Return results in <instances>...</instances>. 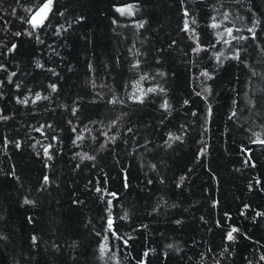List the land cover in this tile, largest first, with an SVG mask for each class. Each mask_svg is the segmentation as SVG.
Segmentation results:
<instances>
[{"label":"trees","instance_id":"obj_1","mask_svg":"<svg viewBox=\"0 0 264 264\" xmlns=\"http://www.w3.org/2000/svg\"><path fill=\"white\" fill-rule=\"evenodd\" d=\"M45 2L0 0V264H264V0Z\"/></svg>","mask_w":264,"mask_h":264},{"label":"snow or ice","instance_id":"obj_2","mask_svg":"<svg viewBox=\"0 0 264 264\" xmlns=\"http://www.w3.org/2000/svg\"><path fill=\"white\" fill-rule=\"evenodd\" d=\"M51 5H52V0H46V2L41 7H39L38 10L31 16V18L28 20V23H30L33 28H36V27H39L40 25H42L44 23V20L47 18L48 12L51 10ZM29 11H31V10H29ZM118 11H120L121 13L128 12L129 14H131L132 9H131V6H129L126 9H118ZM185 15L187 16V11H185ZM224 18L227 19V14H225ZM193 23H194V21H193ZM211 26L213 28L219 27V25L216 24V23H213ZM189 28H190V25H189L188 21L186 20L185 24H184V29L187 31V30H189ZM249 31L251 32L252 29H249ZM227 33L229 35H231L232 29L231 28L227 29ZM233 39H237V37H233ZM239 39H245V37H240ZM225 43H228V41H225ZM13 47H15V46H13ZM199 50H200L199 48L194 49V51H199ZM236 58H238V56ZM217 59L219 60L220 57L218 56ZM205 75H207V74H205ZM52 87H53V90H55V86L53 85ZM148 91L149 92L155 91V89H151L150 88V89H148ZM39 99H41V97H40L39 94H37L36 95V100H39ZM135 99H138V100L142 99V96H137V97H135ZM209 113H210V110H209ZM77 139H80V137H77ZM254 142H258V143L264 144V139H260L259 135L257 134L256 141H254ZM45 153H47V148L45 149ZM89 158H91V157H89ZM45 180H47V177H45ZM98 191H99V189H98ZM113 195H115V194H113ZM25 202L29 203V201H25ZM108 227H109V229L112 228V220H111V218H109ZM238 231L239 230L237 228H233L230 232H228L226 238L228 240H230V241L234 240L235 237H234L233 233H236ZM104 250H105V248L101 249L102 252ZM262 259H264V258H262Z\"/></svg>","mask_w":264,"mask_h":264}]
</instances>
